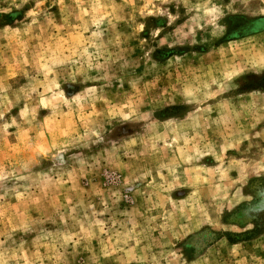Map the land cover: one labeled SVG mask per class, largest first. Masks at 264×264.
Returning a JSON list of instances; mask_svg holds the SVG:
<instances>
[{
    "label": "rangeland",
    "instance_id": "374dc122",
    "mask_svg": "<svg viewBox=\"0 0 264 264\" xmlns=\"http://www.w3.org/2000/svg\"><path fill=\"white\" fill-rule=\"evenodd\" d=\"M0 264H264V0H0Z\"/></svg>",
    "mask_w": 264,
    "mask_h": 264
},
{
    "label": "trees",
    "instance_id": "16d2710c",
    "mask_svg": "<svg viewBox=\"0 0 264 264\" xmlns=\"http://www.w3.org/2000/svg\"><path fill=\"white\" fill-rule=\"evenodd\" d=\"M228 239H229L230 241H234V240H232V238H229V236H228Z\"/></svg>",
    "mask_w": 264,
    "mask_h": 264
}]
</instances>
